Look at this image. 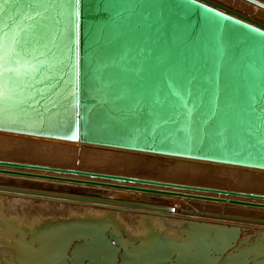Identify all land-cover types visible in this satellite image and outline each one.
<instances>
[{
  "label": "water",
  "instance_id": "water-1",
  "mask_svg": "<svg viewBox=\"0 0 264 264\" xmlns=\"http://www.w3.org/2000/svg\"><path fill=\"white\" fill-rule=\"evenodd\" d=\"M246 1L264 9L259 0ZM0 132L137 152L158 161L264 172V24L210 0H0ZM78 161L52 165L0 157V177L264 210L263 202L185 192L264 200L262 191L173 179L149 169L129 174L92 171ZM0 191L54 203L71 199L82 205L174 212L168 204L113 196L4 183ZM196 213L216 221L240 219ZM216 221L194 223L197 234L215 235L202 259L250 238H240L243 232L240 235L238 227ZM75 240L57 264H91L84 263V257L74 260ZM102 247L120 250L107 238L102 239ZM173 249L170 242L156 243L139 254L164 258Z\"/></svg>",
  "mask_w": 264,
  "mask_h": 264
},
{
  "label": "bare ground",
  "instance_id": "bare-ground-1",
  "mask_svg": "<svg viewBox=\"0 0 264 264\" xmlns=\"http://www.w3.org/2000/svg\"><path fill=\"white\" fill-rule=\"evenodd\" d=\"M215 1H219L220 3L226 4L227 6L229 5V6H235L237 8H240L243 11L254 14V16L256 18L264 21V14L259 12L258 9H254L253 7H248V6H246V4L244 5L243 3L239 2L238 0H215ZM15 139H19L17 141L27 140V141L34 143L36 145V147H34L35 155L38 158L40 157V155L41 156L43 155V158L47 159V160L52 159L53 156H55L54 154L59 153L55 148H52V147H57V146H47L46 145V144H53V145H59L58 148H61V149H65V147H66L65 150H66L67 155L71 152V150H73L74 154L78 155L79 158L86 159L87 165L91 164V163H93V165H94V163H97V162H100L103 164L104 162H101V161H104V159L107 162H110V164H112V163H114V160H116L118 157L109 155L108 152L121 154V156H120V157H122L121 163L123 165L121 167L123 168L124 171L125 170L130 171V173L133 171H138L139 169H143V170H146V169L151 170L152 169L155 172H157V169H158L160 174L166 176L169 174L171 169L173 171H182V172L186 170L189 173H198L200 175V177H195V175H194V176H192L191 179H198V180L203 181V182H212V180H215V181L220 180L223 183H230L231 185L234 184L235 182L239 181V180H242V182L247 181V180H249V178H253L251 181H253L255 179H257L258 181L264 180L263 178H260V177H264V172H259V171H255V170H247V169L235 168V167L224 166V165H208V164H202V163H198V162H194V161H182V160H177V161L174 160L175 164L170 165L169 167L165 166V164H164L165 167L161 166V168H159L160 165L157 166V163L153 162V161H155L153 158L138 156L140 154L137 152H127V151H122V150L99 148V147H94V146H82L79 144H69V143H64V142H60V141L48 140V139H39V138L16 136L13 134L2 133V132H0V148H2V147H4L5 149H8V147L12 148L16 142ZM135 158H139L138 161ZM101 159H103V160H101ZM149 160H151V162L149 164L146 163ZM179 162H186V163H188V165H182ZM116 163L119 164V161H116ZM114 169L115 168H113L112 170H114ZM165 169H168V170H165ZM39 173L51 174V173L43 172V171H41ZM123 173H125V172H123ZM126 173H127V171H126ZM51 175H56V174H51ZM58 176L75 177V178H80V179H84V180H94V181H99V182H104V183H112V184L132 185L130 183H124L121 181L112 182L109 180L93 179V178H89V177H85V176H70V175H58ZM1 180H5V181L0 182V183H4L5 185L10 186V187H18V188H30V187H32L33 189H35V190L37 189L39 191L45 189V190H52L54 192H61V193L65 192V193L76 194V195H90V196H97V197H103V198H109V197L113 196V198H116V197L119 198L120 197V198L127 199V200L135 199L136 201H147L148 203H151V204H161V203L165 204V205L168 204L169 208L172 207L171 205H173V208L174 207L175 208H174V212H166L165 214H162V212H158L160 214L159 215V214H154L153 211H149L147 209H142V208H138V207L136 208V207L108 206V205H104L103 203H98V205L94 204V203L93 204L88 203V205H82L81 204L82 202H79V201L77 202V201H73L71 199H62L61 201L55 202V203H63L66 206L68 204L80 206L79 208L75 207L77 209L76 213L74 214L76 221L72 222V223L71 222L70 223H67V222L60 223L61 226L60 227L57 226L58 228L57 227L55 228L54 236L52 237L51 235H49L51 240H48L49 236L46 235V232H44V229H46V228H43V225L46 222L49 223V222H53V221H58V220H52L49 218L51 215H53V214L55 215L56 211H53L54 209H50V210L44 209V211H46V213L44 214V213H40V212L36 211L37 210L36 206L40 205V206H48V208H51V207L54 208V207H56L54 202H50L47 199L42 198V197H38V196H25V195L19 196V195L14 194V193H10V192L6 193V192L0 191V262H1V260L6 259L5 255H7V253L9 252L8 248L10 249L11 253L14 252V253L18 254V252H19V254L22 255V258L20 260L23 261V259H25V260L29 259V258H27L28 255L31 253H35V252L29 253L27 249H25L27 252H24L22 248L19 249L20 245L18 246L17 244L20 243L18 241H21L20 237L21 238L24 237L26 239L31 238V239H34V241L36 239V241L38 240V243H39V240L40 239L42 240V237L45 238L44 236L46 235L48 237L46 241H49V242H46L47 243L46 245L49 244V247H50V245L51 246L54 245L51 242L55 243V241L59 240L58 243L54 245V246H59L58 247V250H59L58 254H60L62 252V250L65 248L64 251H66V252H64V253L62 252V254H60V256L62 255V257H63V255L66 256L68 254L67 251L72 246L71 239L74 237L75 239H77L75 241L78 242L75 250H73V251H75L74 253L76 254L75 261H78V259H81L82 257H84V260L87 258L86 260L89 263V257H90V258H94L93 261L90 260V262L93 264L94 262L95 263L98 262L99 261L98 257H100L101 260H103V262L106 261L107 264H122V262H125L126 259L128 260L125 262L127 264V262H129L130 256L132 254L135 255L136 253H139V252L143 251L144 249L152 246V244H156L157 240L167 241V237H169V235L167 237L165 235L168 232L167 225H169L168 224L169 222L176 223L177 225L178 224L184 225V226L186 225L187 228H193L194 229L196 227V225L194 223L197 221L195 219L202 217V216H198L199 213H196V212H202V211L186 210V211H192V214L188 215V214L183 213L182 216L176 214V213H179L181 210H184L180 207L179 208L177 207V206H181V204H183V202L180 200L177 202V205H176V200H175L176 198H172V197L149 196V195H143V194H139V193L125 192V191L112 190V189H106V188H99V187H92V186H78V185H72V184L53 183V182L39 181V180H32L30 183V181L28 179H20V178L0 177V181ZM34 183H36V184H34ZM37 183H39V184H37ZM133 186H139V185H133ZM145 187L160 188V187L149 186V185H146ZM88 188L102 189V190H105L108 192L103 193L101 191H98V190L93 191V190L88 189ZM164 190H174V189L166 188ZM109 192H111V193H109ZM181 192H183V191H181ZM185 192H188L191 194H201V195L216 196V197H221V198H231V199H237V200H245V201H251V202H263L264 203V200H255V199L245 198V197H237V196H229V195L222 196V195H217V194L216 195L215 194H208L205 192H195L193 190L192 191H185ZM142 197H145V198H142ZM168 198L170 200H172L171 202L169 200L170 204H169V202H165L168 200ZM165 199H167V200H165ZM179 199H182V198H179ZM32 200H40L42 202L38 205V204H35V202H33ZM186 201H191V200H186ZM197 202H202V201H197ZM204 203H207V202H204ZM207 204L222 205L219 203H207ZM60 206H63V205H60ZM66 206L62 207V208H64V210L62 212L58 213L59 210L57 211V216L62 217V218L70 217V216L73 217V214H71V212L69 210L71 208L73 209L74 207L70 208V207H66ZM83 206H88V207H83ZM90 206H92V207H90ZM223 206H230V205H223ZM232 207H237V206H232ZM240 208H245V207H240ZM248 209H252V208H248ZM203 210H207V208H203ZM255 210L264 211L262 209H255ZM74 211H75V209H74ZM205 213L218 214V215H225V216H229V217L231 216L234 218H237V217L240 218L239 220L222 219V221L241 222L244 224L245 223L246 224H257V225H263L264 226V224L254 223V222L248 221L249 219H256V220L264 221V217L263 218H251V217H246V216H236V215H231V214L229 215V214H226L224 209H222L220 211V213H215V212H205ZM35 216L43 217V219L36 218ZM187 216H189V217H187ZM47 218H49V220ZM151 218H154V219H151ZM206 218H208V217H206ZM184 219H186V220H184ZM242 219H245V220H242ZM152 221L154 222V225H155L154 226L155 228H153V230H155L156 233H158V235H156V239H153V242L150 241V238L147 236L148 232H149L148 231L149 228H152L151 226H153V224L150 223ZM59 222H62V220ZM204 222H207V221L204 220ZM74 223H78L77 225L81 224V226L82 227L84 226V228L83 229L81 228L82 230L78 229V232L74 231L73 230ZM215 223L220 224V225H231V226L238 227L239 229L242 228L239 225H232L230 223H225V222H215ZM57 224L58 223H56V225ZM49 226H47L46 224L44 225V227H49ZM51 226L53 227L54 225H51ZM85 226H89L90 228L92 227L91 228L92 231L86 230ZM184 226H182V227H184ZM89 227L87 229H89ZM40 229H42V230L40 231ZM48 230H50V229L48 228ZM10 231H12L14 233L12 234ZM184 231H186V230H183V233H184ZM188 231H190V230L188 229ZM48 232L50 234L51 231H48ZM121 232H123V233H121ZM193 232L194 231L192 230V232H190V233H193ZM70 233H72V236L68 237V235ZM262 233H264V231H262ZM96 234H97V236H96ZM123 234H125V238L123 237ZM131 234L132 235L135 234L136 236H138V238L140 237L142 242L146 243V245H144V247H141L138 244L140 247L136 246L137 250L134 249V247H133L134 251L129 250V249L126 251L124 249L125 252H122V248L120 247L121 242H118L116 240L120 237V239H123L122 240L123 246H124V244L129 245L130 239L132 240V237L135 238L134 237L135 235L132 236L131 238H129ZM193 234H190V235L193 236ZM115 235L119 236V237H117L116 240H115V237H116ZM151 235H149V236H151ZM196 235H197V233L194 234V236H196ZM101 236L110 240L111 245L120 247V250L114 251L113 249H106V248L102 247V239L103 238ZM184 236H185V234H184ZM17 237H19V238H17ZM147 237L149 238V240L146 239ZM188 237H189V234H188ZM54 238H56V239H54ZM186 238H187V236H186ZM194 238L195 237H193L192 239H194ZM182 239H181V241H175V242L173 241L171 243L172 245H174V249L168 253L167 257H164V258L163 257H159V258L157 257L155 259L150 258V260H148L144 257H141L142 261L140 263L141 264H169V263L173 264V263H175V262H173V261H175V260H173V258L176 259L177 257L179 258L180 256H185V255L187 256L188 253L190 254V256H188V258L189 257L194 258L196 256L197 252L192 251L195 249V248L192 249L193 244H192L191 248L181 249L180 245L183 244V242L185 240V239H183V240ZM192 239H191V242H195L194 240H196V238L193 241H192ZM14 240L17 241L18 243H16ZM22 240L24 241L23 238H22ZM124 240H125V242H124ZM126 240H128V241H126ZM178 240H179V237H178ZM263 240H264V237H263ZM10 241H12V243H10ZM188 241H190V240H188ZM29 243H31V242H29ZM44 243H45V241H44ZM130 243H132L134 245V243H138V242L137 241L136 242L131 241ZM188 243H190V242H188ZM8 244H9V246H8ZM97 244L98 245L100 244L101 246H99V248H98ZM26 245L29 246V244H27V243H26ZM127 245H125V246H127ZM190 245H191V243H190ZM228 245H226V247ZM28 246L27 247L25 246L23 248H28ZM49 247L44 248L41 251H38V253H41V254L45 255L44 257H46V255H48L49 251H51V250H52V252H50V254L48 256L53 255V253L55 251H56V253L58 252L57 250H53V249H51V247L50 248ZM130 247H131V245H129V248ZM37 248H38V246H37ZM123 248H125V247H123ZM228 248H230V247L228 246L225 249H221V251H222L221 253L213 254V256L211 258L208 257V259L204 258L203 260H205V261L209 260L210 264H216V262H218V260L220 261V259H222V262L220 264H228V263L229 264H244V262L247 259L245 260V258L240 254L242 252L241 251L238 252V249L234 245L230 249H228ZM1 249H4V251ZM255 249H258L260 251H264V247H255ZM44 250H45V252H44ZM2 252L5 254H3ZM10 255L13 256V254H10ZM62 257H60V258H62ZM50 258H48V259H50ZM136 258L137 257L133 256V263L132 264H139V261H137L138 258H137V260H136ZM183 258H185V257H183ZM183 258H181V259H183ZM144 260H146L147 262ZM176 260H178V262L180 261L179 259H176ZM41 261H43V260H41ZM201 261H198L196 263H200ZM45 262L46 261H44V263ZM178 262L176 264H178ZM185 262H183V264ZM194 262L195 261L191 260V261L186 262V263L187 264H194ZM11 263H12V261H11ZM179 263H181V261ZM128 264H131V263L129 262ZM202 264H204V263H202Z\"/></svg>",
  "mask_w": 264,
  "mask_h": 264
},
{
  "label": "rangeland",
  "instance_id": "rangeland-1",
  "mask_svg": "<svg viewBox=\"0 0 264 264\" xmlns=\"http://www.w3.org/2000/svg\"><path fill=\"white\" fill-rule=\"evenodd\" d=\"M211 1H213V2H215V3H217V4H220V5H222V6H225V7H227V8H230V9H232V10H235V11H237V12H239V13H241V14H243V15H245V16H248L249 18H251V19H254V20H257V21H259V22H262L263 24H264V21L263 20H261V19H258V18H256L255 16H254V14H252V13H249V12H246V11H243L242 9H240V8H237V7H235V6H227L226 4H223V3H220L219 1H215V0H211ZM239 2H241V3H243L244 5L246 4V6H248V7H253L254 9H258L259 10V12H261L262 14H264V10L263 9H261V8H259V7H257V6H255V5H253V4H251V3H249V2H247V1H245V0H238ZM259 1H261V2H263L264 3V0H259ZM261 9V10H260ZM241 11V12H240ZM17 140H19V139H15V144H14V146L11 148V147H8V149H5L4 147H2V148H0V157L1 158H10V159H13V158H20V159H24V160H26V161H32V162H39V163H48V164H54V165H73V162H74V158H76V159H78L79 161V166L80 167H82V168H85V169H89V170H92V171H101V172H111V173H123V172H125L126 173V171H127V173L129 174L130 173V171H128V170H123V168L121 167V166H123L122 165V163H121V161H122V157H120L121 156V154H117V153H109L108 152V154L109 155H112V156H116V157H118L116 160H114V163H112V164H110V162H107L105 159H104V161H101V162H104L103 164L102 163H100V162H97V163H94V165H93V163H91V164H88L87 165V162H86V159H83V158H79V156L78 155H76V154H74V152H73V150H71V152L67 155L66 154V147H65V149H61V148H58L59 147V145H53V144H46L47 146H57V147H52V148H55L59 153H57V154H54L55 156H53V158L52 159H50V160H47V159H44L43 158V155L41 156L40 155V157L38 158L36 155H35V149H34V147H36V145L34 144V143H32V142H30V141H27V140H23V141H17ZM13 145V144H12ZM11 145V146H12ZM61 147V146H60ZM61 153V154H60ZM46 157V156H45ZM135 159H137V161H138V159L139 158H135ZM101 160H103V159H101ZM155 160V159H154ZM165 160V161H164ZM116 161H119V164H117L116 163ZM160 161H163V162H160ZM160 161H158V160H155V161H153L154 163H157V166L158 165H160V167L159 168H161V166H163V167H165V166H170V165H173V164H175L174 163V161H172V160H167L166 161V159H161ZM151 162V160H149V161H147L146 163H150ZM106 163V164H105ZM180 164H182V165H188V163H186V162H179ZM164 164H165V166H164ZM113 168H115L114 170H112ZM152 170V169H151ZM165 170H168V169H165ZM126 173V174H127ZM156 173H158V174H160L159 173V171H158V169H157V172ZM195 175V177H200V175L198 174V173H189L188 171H173L172 169H171V171L169 172V174L168 175H166L167 177L169 176V177H174L173 179H180V180H190L191 178H192V176H194ZM165 176V177H166ZM260 178H263L264 179V177H260ZM253 178H249V180H247V181H243L242 182V180H239V181H237V182H235L234 184H230V183H223V182H221L220 180H212V183L214 184V185H217V186H219V187H223V188H227V189H230V190H241V189H247V190H258V191H262V192H264V180H261V181H258L257 179H255V180H253V181H251ZM17 181V180H16ZM30 181V183H31V181L32 180H29ZM211 183V182H210ZM34 184H36V183H34ZM37 184H39V183H37ZM88 189H91V190H93V191H101V192H103V193H106V192H108V191H105V190H102V189H92V188H88ZM250 192H252V191H250ZM109 193H111V192H109ZM114 194V193H113ZM116 194V193H115ZM142 198H145V197H142ZM143 200V199H142ZM165 200H167V199H165ZM169 198H168V200L167 201H165V202H169ZM176 200V205H177V202L178 201H182L183 202V204H181V206H177L178 208L180 207V208H182V209H184V210H192V211H202V212H215V213H220V211L222 210V209H224L225 210V212H226V214H231V215H236V216H246V217H251V218H263L264 217V211H260V210H255V209H248V208H240V207H232V206H223V205H217V204H207V203H204V202H197V201H186V200H184V199H179V198H176L175 199ZM33 202H35V204H40L42 201H40V200H32ZM172 200H170V202H171ZM170 202H169V204H170ZM55 205H56V207H51V208H48V206H36L37 208V210L36 211H38V212H40V213H46V211H44V209L45 210H50V209H54L53 211H56L55 213V215L53 214V215H51L49 218L50 219H52V220H58V221H53V222H46V223H44V225L46 224L47 226H51V225H56V223H58L54 228L52 227H44V225H43V228H46V229H44V232H46V235H51L52 237L54 236V234H55V228L58 226V227H60L61 225H60V223H63V222H67V223H72V222H75L76 220H75V213H76V211H77V209L76 208H79L80 206H75V205H72V204H68L67 206L65 205V204H63V203H54ZM60 205H63V206H60ZM59 206V207H58ZM64 206H66V207H74L73 209L71 208L69 211L71 212V214H73V217H65V218H62V217H59V216H57V211H58V213L59 212H62L63 210H64V208H62V207H64ZM172 207H173V205H171ZM175 206V205H174ZM40 207V208H39ZM44 207V208H43ZM76 207V208H75ZM57 208V209H56ZM175 208V207H174ZM203 208H207V210H203ZM74 209H75V211H74ZM42 210V211H41ZM61 210V211H60ZM72 210V211H71ZM136 214V213H135ZM176 214H178V215H181L182 216V213H176ZM39 216V215H38ZM38 216H35L36 218H40V219H43V217H38ZM186 216V215H185ZM187 217H189V216H187ZM49 218H47L48 220H49ZM151 219H154V218H151ZM47 220V221H48ZM62 220V222H59V221H61ZM184 220H186V219H184ZM195 220H202V221H204V220H206V221H210V222H213V221H216V220H211L210 218H206V217H200V218H196ZM45 221V220H44ZM216 222H225V223H230V224H232V225H239V226H241L242 228H240V235H241V233L243 232V234L240 236V238L241 237H250L249 239H245V240H241L240 241V243L239 244H237L236 245V248L238 249V252H242V253H240L244 258H245V262H244V264H264V251H260V250H258V249H255V247H264V240H263V237H264V233H262V231H264V226L263 225H257V224H244V223H241V222H228V221H222V220H219V221H216ZM151 224H153V226H151L152 228H149V232H148V237L150 238V241H152L153 242V239H156V235H158V233H156V231L155 230H153V228H155L154 226V222L152 221V222H150ZM76 224V225H75ZM78 223H74V227L73 228H75L76 230H77V232H78V229L79 230H82L83 228H84V226L82 227L81 226V224H79V225H77ZM169 225H167V230H168V232L166 233V237L169 235V237H167V241L168 242H170V243H172L173 241L175 242V241H181V239L183 238V239H185L184 240V242H183V244H181L180 245V248L181 249H188V248H191L192 247V244H193V247H192V249L193 248H198V249H194V250H192V251H195V252H197L196 253V256L194 257V258H188V256H190V254L188 253L187 254V256L185 255V256H180L179 258L177 257L176 259H179L180 261H181V263H179L178 262V260H176L175 258H173V260H175V261H173V262H175V263H173V264H176L177 262H178V264H183V262H189V261H191V260H193V261H195L194 262V264H202V263H204V264H210L209 263V260H203L202 258V256H204V254H205V252L206 251H208L206 248H207V246H210V244H211V242H212V240H214V238H215V235H210V234H207V231H200L199 232V234H197L198 235V240H194L195 238H196V236H194V234H196L197 232L193 229V228H187L186 227V225L184 226V225H177L176 223H172V222H169L168 223ZM78 228H77V227ZM182 226H184V227H182ZM57 227V228H58ZM89 226H85V229L86 230H88V231H92V227L90 228L89 227V229H87ZM42 228V229H43ZM48 228L50 229V230H48ZM82 228V229H81ZM42 229H40V231L42 230ZM53 231H52V230ZM91 229V230H90ZM186 230V231H184V233H183V230ZM188 229L190 230V231H188ZM74 230V229H73ZM76 230H74V231H76ZM192 230L194 231L193 233H190V232H192ZM48 231H51L50 232V234H49V232ZM12 234L14 233V232H12V231H10ZM121 233H123V232H121ZM170 233V234H169ZM187 233V234H186ZM10 234V233H9ZM100 234V233H99ZM152 234V235H151ZM184 234H185V236H184ZM188 234H189V237H188ZM190 234H193V236H191ZM44 236L45 238H43L42 237V240L40 239L39 240V243H38V240L36 241V239H35V241H34V239H31V238H29V239H26V238H24V237H22L23 239H24V241L22 240V238L20 237V240L21 241H18V242H20V243H18L17 241H15L16 243H18L17 245L19 246L20 245V247H19V249L20 248H22L23 249V251L24 252H27L25 249H27L28 250V252L30 253V252H35V253H31V254H29L28 255V257L27 258H29V259H27V260H25V259H23V261L22 260H20L21 258H22V255H20L19 254V252H18V254L17 253H14V252H10V249L8 248V251L10 252H8L7 253V255H5V260H1V264H57L58 262H60V260L61 259H63V257L65 256V255H63V257H62V255L60 256V254H62V252L64 253V252H66V251H64L65 250V248L62 250V252L60 253V254H58L59 253V250H58V247L59 246H54L55 244H57L58 243V241L59 240H57V241H55V243L54 242H51L52 244H54V245H50V247H51V249H53V250H57L58 252L56 253V251L53 253V255H50V256H48L49 254H50V252H52V250L51 251H49V254L48 255H46V257H44L45 255H43V254H41V253H38V251H41L42 249H44V248H47V247H49V244L48 245H46L47 243L46 242H49V241H46L47 240V236ZM135 234H131L130 235V237L129 238H131L132 236H134ZM149 235H151V236H149ZM172 235V236H171ZM71 237L72 236V233H70L69 235H68V237ZM96 236H97V234H96ZM116 236V235H115ZM114 236V237H115ZM186 236H187V238H186ZM95 237V236H94ZM100 237V236H99ZM102 237V236H101ZM117 237H119V236H116L115 237V240L117 239ZM123 237L125 238V234H123ZM135 238H133L132 237V240L130 239V242L132 241H134V242H138V243H134V245L132 244V243H130L129 242V245H131V249L129 248V245H127V244H124V246H123V244H122V240L123 239H120V237L116 240V241H118V242H121V248H123V247H125V248H123V249H125L126 251L129 249V250H133V247H134V249H136L137 250V247L136 246H138V247H144V245H146V243H143L142 242V240L140 239V237L138 238V236H134ZM146 238V239H148L149 240V238ZM178 237H179V240H178ZM193 237H195L194 239H192ZM17 238H19V237H17ZM102 238H105V237H102ZM152 238V239H151ZM158 238V237H157ZM172 238V239H171ZM177 238V239H176ZM181 238V239H180ZM44 239V240H43ZM54 239H56V238H54ZM174 239V240H173ZM182 239V240H183ZM191 239H192V241L194 240L195 242H191ZM48 240H51L50 239V236H49V238H48ZM108 240V239H107ZM121 240V241H120ZM141 240V241H140ZM188 240H190V241H188ZM44 241H45V243H44ZM126 241H128V240H126ZM167 241H165V240H157V244L158 243H161V244H166L167 243ZM22 242V243H21ZM25 244H24V243ZM29 242H31V243H29ZM43 242V243H42ZM124 242H125V240H124ZM142 244H141V243ZM188 242H190L191 243V245H190V243H188ZM10 243H12V241H10ZM26 243L27 244H29V246L28 245H26ZM196 243V244H195ZM109 244H110V240H109ZM120 244V243H119ZM140 246H139V245ZM195 244V245H194ZM197 244L199 245V247H197ZM38 246V248H37V246ZM43 245V246H42ZM98 245V244H97ZM125 245H127V246H125ZM183 245V246H182ZM8 246H9V244H8ZM27 247L28 246V248H23V247ZM99 246H101L100 244L98 245V248H99ZM188 246V247H187ZM190 246V247H189ZM196 246V247H195ZM42 247V248H41ZM49 247V248H50ZM57 247V248H56ZM153 247V244H152V246H151V248ZM41 248V249H40ZM71 248H72V246L68 249V251H67V253L69 254V251H71ZM97 248V249H98ZM204 248V249H203ZM254 248V249H253ZM1 250H3L4 251V249H1ZM73 250H75V247H74V249ZM72 250V254H73V256L75 257L76 256V254L74 253L75 251H73ZM20 251V250H19ZM134 251V250H133ZM21 252V251H20ZM43 252V251H42ZM44 252H45V250H44ZM3 253V252H2ZM66 253V254H67ZM187 253V252H186ZM245 253V254H244ZM3 254H5V253H3ZM10 254H13V256L12 255H10ZM39 254V255H38ZM57 256H56V255ZM17 255V256H16ZM134 257H137L138 258V260H137V258H136V260L137 261H139V264H141L140 262L142 261V258H141V256H140V254L139 253H136L135 255L134 254H132ZM130 256V260H129V262L132 264L133 263V256ZM138 255V256H137ZM10 256V257H9ZM53 256V257H52ZM8 257V258H7ZM32 257V258H31ZM51 257V258H50ZM60 257H62V258H60ZM183 257H185V258H183ZM240 257V256H239ZM12 258V259H11ZM48 258H50V259H48ZM53 258V259H52ZM76 258V257H75ZM75 258H74V260H75ZM140 258V259H139ZM181 258H183V259H181ZM16 259V260H15ZM18 259V260H17ZM34 259V260H33ZM87 259V258H86ZM83 260V262L84 263H88V261L87 260ZM93 259L94 258H90L89 257V262H90V260L91 261H93ZM146 259H148V260H150V258H146ZM29 260V261H28ZM33 260V261H32ZM38 260V261H37ZM41 260H43V261H41ZM98 260L100 261H98V262H94L93 264H107L106 263V261L105 262H103V260H101V258L100 257H98ZM202 260V261H201ZM5 261V262H4ZM11 261H12V263H11ZM44 261H46L45 263H44ZM49 261V262H48ZM126 261H128L127 259L125 260V262ZM144 261H146V260H144ZM183 261V262H182ZM196 261L198 262V261H201L200 263H196ZM41 262V263H40ZM57 262V263H56ZM125 262H122V264H126ZM129 262H127V264L129 263ZM147 262V261H146ZM185 262V263H186ZM222 262V259H220V261L218 260V262H216V264H220ZM259 262V263H258ZM184 263V264H185ZM92 264V263H91ZM170 264V263H169ZM187 264V263H186ZM229 264V263H228Z\"/></svg>",
  "mask_w": 264,
  "mask_h": 264
},
{
  "label": "snow or ice",
  "instance_id": "snow-or-ice-1",
  "mask_svg": "<svg viewBox=\"0 0 264 264\" xmlns=\"http://www.w3.org/2000/svg\"><path fill=\"white\" fill-rule=\"evenodd\" d=\"M75 3H79V0H75Z\"/></svg>",
  "mask_w": 264,
  "mask_h": 264
}]
</instances>
